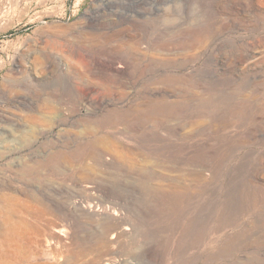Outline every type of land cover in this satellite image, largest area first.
<instances>
[{
	"label": "rangeland",
	"instance_id": "1",
	"mask_svg": "<svg viewBox=\"0 0 264 264\" xmlns=\"http://www.w3.org/2000/svg\"><path fill=\"white\" fill-rule=\"evenodd\" d=\"M0 225L29 264H264V0H0Z\"/></svg>",
	"mask_w": 264,
	"mask_h": 264
},
{
	"label": "bare ground",
	"instance_id": "2",
	"mask_svg": "<svg viewBox=\"0 0 264 264\" xmlns=\"http://www.w3.org/2000/svg\"><path fill=\"white\" fill-rule=\"evenodd\" d=\"M47 19V18H46ZM41 22V21H40ZM46 22V21H45ZM99 65H100V63H99ZM111 66V65H110ZM105 67V66H104ZM111 67H113V66H111ZM117 69V68H116ZM117 71V70H116ZM80 176H82V175H80ZM70 178V177H69ZM92 187V186H91ZM90 188V187H89ZM95 190V189H94ZM107 191V190H106ZM34 193V192H33ZM37 193L35 192V194H33L32 196H35V198H33V200L35 201V202H39L38 201V198L39 197H37L38 195H36ZM115 194V193H114ZM30 196V195H29ZM32 198V197H31ZM70 199V198H69ZM76 199V198H75ZM32 200V199H31ZM72 202H73V200H71ZM41 202H42V200H41ZM75 202H77V201H75ZM74 203V202H73ZM72 203V204H73ZM78 203V202H77ZM76 203V204H77ZM34 204V203H33ZM54 205V204H53ZM45 206V205H44ZM47 206V205H46ZM77 205H75V207H76ZM19 207H21V206H19ZM48 207V206H47ZM58 207V206H57ZM18 208V207H17ZM23 208H25V207H23ZM22 208V209H23ZM27 208V207H26ZM33 208H34V206H33ZM48 209H50V208H48ZM20 210V209H19ZM24 211V213H27L29 216H31V217H34V218H37L38 217V213L36 212H32V210H30V209H24L23 210ZM34 211V210H33ZM35 211H36V209H35ZM43 211V210H42ZM49 211H53L52 210V208H51V210H49ZM57 211V210H56ZM2 212V211H1ZM38 212L40 213L41 211L40 210H38ZM3 213V212H2ZM1 213V214H2ZM42 213V212H41ZM53 213V212H52ZM64 213V212H63ZM73 214V213H72ZM15 215V214H14ZM18 215H19V213H18ZM59 215H60V213H59ZM65 215V214H64ZM16 216V215H15ZM41 217H43L42 215H40ZM18 217V216H17ZM21 217V216H20ZM66 217H67V214H66ZM72 217V216H71ZM4 221V223H5V225H6V230L4 231V236H2L3 237V240H2V243H3V245L4 246H10V244L11 243H14V242H16V239L13 237V234H17V231H18V229H20L19 228V226H21V222H14L13 220H12V218H10V217H5V219L3 220ZM39 222V221H38ZM41 222V221H40ZM49 222V221H48ZM26 223V222H25ZM44 223V222H43ZM31 224H32V222H31ZM39 224V223H38ZM41 224V223H40ZM43 225V224H42ZM1 226V225H0ZM33 226V225H32ZM44 226V225H43ZM42 226V227H43ZM49 226H51L50 224H49ZM36 227V226H35ZM44 227H46L47 229H49L48 228V225L47 226H44ZM34 228V227H33ZM37 229V228H36ZM40 229V228H39ZM42 229V228H41ZM64 229V228H63ZM52 230V229H51ZM124 232L125 231H128L129 230V228H123L122 229ZM38 231V230H37ZM42 231H43V229H42ZM52 231H54V230H52ZM36 232V231H35ZM39 232V231H38ZM44 232V231H43ZM117 232V231H116ZM120 232V231H119ZM40 233H41V231H40ZM40 233H38V234H40ZM55 233H58V234H62L61 233V230L60 229H57L56 228V230H55ZM36 234V233H35ZM42 234V233H41ZM48 234V233H47ZM67 234V233H66ZM57 235V234H56ZM1 236V235H0ZM52 236V235H51ZM60 236V235H59ZM62 236H63V234H62ZM114 237V236H113ZM116 237V236H115ZM116 239V238H115ZM39 242V241H38ZM112 243H114V242H112ZM43 244V243H42ZM117 244V243H116ZM24 246H26L27 247V245L26 244H23ZM23 245H21L20 246V252L19 253H17V254H15L14 252H7V251H5V252H2V251H0V264H29L30 263V260H31V256L26 252V250L25 249H22L21 250V248L23 247ZM103 264H104V262H102ZM129 264V263H128ZM130 264H132V263H130Z\"/></svg>",
	"mask_w": 264,
	"mask_h": 264
}]
</instances>
